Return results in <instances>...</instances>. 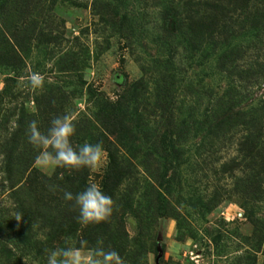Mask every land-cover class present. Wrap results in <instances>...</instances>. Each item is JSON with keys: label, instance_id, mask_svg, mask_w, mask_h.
<instances>
[{"label": "rangeland", "instance_id": "obj_1", "mask_svg": "<svg viewBox=\"0 0 264 264\" xmlns=\"http://www.w3.org/2000/svg\"><path fill=\"white\" fill-rule=\"evenodd\" d=\"M188 1L0 0V264H46L47 251L69 240L82 254L115 250L122 264H264V70L252 66L238 83L251 120L198 131L179 123L183 111L196 107L202 117L225 93L222 55L236 50L231 59L244 70L264 59V0H225L216 23L233 32L206 34L204 47L212 46L203 56L196 23L210 19ZM176 12L187 39L176 32ZM166 28L176 33L170 45L160 38ZM65 114L76 124L74 145L104 148L98 168L76 172L102 188L121 171L99 240L91 237L96 224L79 223L74 202L64 199L68 185L59 207L30 184L38 173L62 179L75 171L45 169L27 138L31 121L46 133ZM153 137L157 153L185 150L183 159L163 158L169 182L161 191L169 195L159 212L141 197L148 183L159 186L145 173L155 165L146 156ZM61 221L67 232L50 236L46 223Z\"/></svg>", "mask_w": 264, "mask_h": 264}, {"label": "trees", "instance_id": "obj_2", "mask_svg": "<svg viewBox=\"0 0 264 264\" xmlns=\"http://www.w3.org/2000/svg\"><path fill=\"white\" fill-rule=\"evenodd\" d=\"M224 1L225 0H191V1L186 2L185 4V5L195 4V6L198 7V9L196 10V13L200 10V8L202 7L206 8L205 13L206 15L208 14V16L206 17L210 19V20H206L203 16H201L196 23L197 27L199 25L201 26L199 31H197L198 40H199L197 52L201 53L202 56L204 55V51L209 50L210 46H212V43L210 41L209 45L206 43L207 48L204 47L205 45L204 36L206 34H209L208 38L209 40H211L217 37L215 36V34H218V35H222L223 33L232 34L233 32L232 27L224 25L222 27L219 26L220 27L219 28L218 24L216 23L219 17V12H221L224 9L222 5ZM236 1L240 3L239 2L240 0H236ZM167 15H165L164 17L165 21L169 20V16ZM178 16L179 15L176 12L174 19L175 21H177V18H178V23H179V26H177L176 32L177 33L181 32L182 36L187 39L190 33L185 32V29H184L186 19H181ZM254 22L255 23L253 27H255V29H258L259 21L255 19ZM216 29L217 30L220 29V31L218 32ZM174 33L175 32H173L172 30H168V28H166L165 32H161L160 38L162 39L163 42L166 43V45H170V43L173 42L175 39L176 33L175 34ZM235 51L230 50L228 53H225L224 55H222L221 57L222 62L220 61L221 66H219L218 68L221 73H225L227 78H229L230 85L227 87L225 93L221 97L209 100V103H207V107H206L207 111H205L204 114H202V117L199 116V114L197 115L198 108L196 107L188 108L187 112L183 111L181 119L179 121L181 126L183 127L196 126L197 131L199 129L201 130L203 127L213 128V130H220L224 128V126L228 128H232V127H236V125H238V123H240L241 121L245 123L247 119H250V120L252 119L251 117L255 114V112H253V110H251L250 112H244L241 107L242 102L238 100V96H239L238 94H241L242 92V89L238 85V83L239 82L243 83V81L245 80L243 74L246 73L247 71L250 72L252 70L251 69L252 66H255V68H258L261 71L264 70V59L262 60L261 56L257 57L255 62H250L249 64H246L248 66H246L247 69L244 70L237 63V59H240V58H234L235 60L231 59L233 56L238 54ZM173 58L174 57L171 56L168 62L172 63L171 59ZM135 96L137 98V95ZM197 98H198V95H197ZM196 100L197 99H195V101ZM128 101H130L129 103H131V101L133 102V99H129ZM199 101H201L202 103V100L198 98L197 103H199ZM235 109H240V110L235 111ZM162 110H164V108L161 106V111ZM172 116L173 115H170L169 118L170 119L173 118ZM186 132H189V131H186ZM184 135L185 136L183 137V139L185 141L188 137L187 136L188 133H185ZM149 147H150V150H149V153L146 154V156L147 157L150 156L149 158L153 161V163H155V165L153 167H150L149 169H146L148 173L147 172L145 173L149 174V176L151 177V180L153 179L151 182L159 186H158V189H156L154 185H151L150 183H148L141 197H142V201H145V202L147 201V202H150L151 204V205L147 204V210L149 206H153L155 210L159 212L160 206H162V204H165L164 208H166V204H167L166 198L169 195L167 194L166 190H164L165 192L161 191L162 189L161 187H164L163 186L164 183L169 182V180L166 179L165 173H163L162 171V169L166 168L167 166L166 165L167 162L163 158L166 156L173 157L174 155H179V158L183 159L185 155V150L182 148L180 149L171 148L169 150V154H167V150L165 148H160L162 150H160V152L157 153L156 152V150L158 149L157 142H156V138L154 137H153V140H151V144ZM111 164L113 167L117 166L118 168V165H115L116 163H114L113 161L111 162ZM113 170H115L113 171V175H114L113 178L111 179L108 178L107 181L109 182V184L107 183V181L106 183L104 182L101 189L106 192V195L111 196L114 201V199L118 195V188H117L118 184L116 183V181L121 171H118V169L116 170V168ZM32 179L33 180L30 181V184L35 187L37 186L36 191L37 192L40 191L39 194L44 197L47 196V194H49L48 196L51 197L52 202H55L59 207L62 206V203H63L60 197L61 196L60 191H63L62 188L65 184L68 185L67 189L69 192L73 193V195L82 191L84 187L88 185L87 173L85 172L79 173L76 171L71 172L68 176L62 179H58L57 176H53L52 178H49L48 176H45L40 173H38L37 176H35ZM47 191L49 192L45 194ZM64 223L65 222H62V221L59 223H55V222L50 223V224L49 222L46 223V226L50 231L49 235L56 236V235L66 233L67 231H65L64 229L67 227V225ZM102 225L103 223H100V224H96V227H93V230L91 231V237L93 238V240H99L103 238V233L101 232V230H103ZM57 243L59 245L58 248L63 247V243L61 242H57ZM127 258H129L128 260L130 262V255L127 254ZM130 263L138 264V261L131 260Z\"/></svg>", "mask_w": 264, "mask_h": 264}, {"label": "clouds", "instance_id": "obj_3", "mask_svg": "<svg viewBox=\"0 0 264 264\" xmlns=\"http://www.w3.org/2000/svg\"><path fill=\"white\" fill-rule=\"evenodd\" d=\"M35 83L33 79V86ZM75 135L76 124L68 114L54 117L46 133L41 132L36 120L29 123L27 130L28 142L39 150L37 159L43 162L45 169L95 170L104 157L102 143L84 142L76 146L73 143ZM64 199L74 202L78 210L77 220L83 225L107 222L115 208L112 197L94 183L86 185L75 195L65 191ZM22 218L20 214L15 216L17 221ZM46 264H122V258L117 251L105 250L102 246H97L90 254H82L80 248L69 240L64 247L47 251Z\"/></svg>", "mask_w": 264, "mask_h": 264}]
</instances>
